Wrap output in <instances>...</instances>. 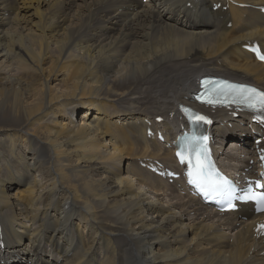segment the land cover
Listing matches in <instances>:
<instances>
[{
  "label": "bare ground",
  "instance_id": "1",
  "mask_svg": "<svg viewBox=\"0 0 264 264\" xmlns=\"http://www.w3.org/2000/svg\"><path fill=\"white\" fill-rule=\"evenodd\" d=\"M232 1L249 7L0 0V264H264V215H219L139 165L178 169L145 120L164 117L155 130L175 137L200 77L264 89V64L244 50L264 47V0ZM226 117L212 128L219 158L242 174L255 140Z\"/></svg>",
  "mask_w": 264,
  "mask_h": 264
},
{
  "label": "snow or ice",
  "instance_id": "2",
  "mask_svg": "<svg viewBox=\"0 0 264 264\" xmlns=\"http://www.w3.org/2000/svg\"><path fill=\"white\" fill-rule=\"evenodd\" d=\"M257 58L264 61V55H258ZM201 87L203 91L196 97L201 103L211 107H243L253 112L257 121L264 123V91L216 79L201 81ZM182 110L192 124L210 123L203 115L189 109ZM207 139L206 136H199L193 132L178 141L176 157L181 165L186 166L185 175L188 183L206 200H225L230 209L235 208L232 201L237 199L240 202L254 203L257 212L264 211V192H255L249 187L243 195H236L233 184L215 167L207 147ZM261 159H264V155ZM256 187L261 188L264 185L257 183Z\"/></svg>",
  "mask_w": 264,
  "mask_h": 264
},
{
  "label": "rangeland",
  "instance_id": "3",
  "mask_svg": "<svg viewBox=\"0 0 264 264\" xmlns=\"http://www.w3.org/2000/svg\"><path fill=\"white\" fill-rule=\"evenodd\" d=\"M55 56L57 57L58 54H57V53H54V54L52 55V58H54ZM47 64H48V63H46V67H44L45 69H47V68L50 66V64H49V66H47ZM229 147H230V146H229ZM229 147H228V148H229ZM120 168L123 169V167H121V166H120Z\"/></svg>",
  "mask_w": 264,
  "mask_h": 264
}]
</instances>
